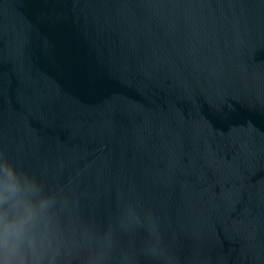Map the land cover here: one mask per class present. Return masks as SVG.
Returning <instances> with one entry per match:
<instances>
[{"label":"water","instance_id":"1","mask_svg":"<svg viewBox=\"0 0 264 264\" xmlns=\"http://www.w3.org/2000/svg\"><path fill=\"white\" fill-rule=\"evenodd\" d=\"M0 154L69 244L112 227L136 264H264V0H0ZM128 204L163 259L116 228Z\"/></svg>","mask_w":264,"mask_h":264},{"label":"clouds","instance_id":"2","mask_svg":"<svg viewBox=\"0 0 264 264\" xmlns=\"http://www.w3.org/2000/svg\"><path fill=\"white\" fill-rule=\"evenodd\" d=\"M57 200L35 176L0 154V264H70L74 253L85 254L84 264H136V254L120 248L116 231L85 228L79 238L67 242L56 219ZM147 223L149 239L141 250L160 260L165 257L159 225L141 217L128 204L118 216L116 228L130 233ZM168 264H171L169 261Z\"/></svg>","mask_w":264,"mask_h":264}]
</instances>
